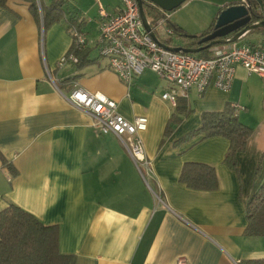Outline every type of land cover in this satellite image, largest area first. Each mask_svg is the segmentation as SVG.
<instances>
[{
	"label": "crops",
	"instance_id": "crops-1",
	"mask_svg": "<svg viewBox=\"0 0 264 264\" xmlns=\"http://www.w3.org/2000/svg\"><path fill=\"white\" fill-rule=\"evenodd\" d=\"M242 1L201 2L209 5L206 16L213 21ZM100 6L114 13L121 3L66 0L62 20L46 29L27 0L0 7V155L14 169L0 158V210L16 204L44 225H57L59 251L74 255L75 264H174L178 258L185 264H238L264 258V236L244 235L247 199L264 178V76L236 66L228 90L210 84L199 95L188 89L177 98L185 108L177 109L160 98L165 81L158 74L145 69L127 82L91 50ZM177 13L168 17L173 24L199 32L196 22ZM73 29L87 37L90 61L58 65L72 47ZM239 43L264 50V29L251 30ZM75 87L107 96L129 120L147 117L139 137L149 170L138 169L116 135H102L87 112L66 101ZM227 104L252 130L235 168L223 159L226 138L189 135L203 112ZM185 162L213 166L217 187L197 190L181 183Z\"/></svg>",
	"mask_w": 264,
	"mask_h": 264
},
{
	"label": "built area",
	"instance_id": "built-area-1",
	"mask_svg": "<svg viewBox=\"0 0 264 264\" xmlns=\"http://www.w3.org/2000/svg\"><path fill=\"white\" fill-rule=\"evenodd\" d=\"M120 3V8L114 13H108L102 6L97 10L100 21L95 48L98 54L107 59L115 74L127 82L145 69L158 74L165 81L160 98L173 106L188 89H195L199 95L210 84L220 90H228L236 66H241L248 74L264 76V50L260 46L238 44L237 40L218 45L208 57L172 51L162 47L145 30L136 0H120ZM155 7L159 16L147 18V22L160 42L171 45L168 41L174 32L167 25L168 11ZM71 38L74 48H84L88 43L87 37L79 30L73 29ZM76 61V55L69 51L57 64ZM64 97L72 106L87 112L93 118V126L102 135H116L138 169L149 170V160L139 137L147 127L146 116L129 120L116 112L113 100L82 88H72ZM184 261L178 258L174 264H185Z\"/></svg>",
	"mask_w": 264,
	"mask_h": 264
},
{
	"label": "trees",
	"instance_id": "trees-1",
	"mask_svg": "<svg viewBox=\"0 0 264 264\" xmlns=\"http://www.w3.org/2000/svg\"><path fill=\"white\" fill-rule=\"evenodd\" d=\"M8 0H0V7L6 5ZM31 14L42 21L44 29L50 24L62 20L63 6L66 0H51L44 5L40 0H27ZM253 22L264 18V0H244ZM156 7L144 2L145 14L153 19L159 16ZM215 18L211 25L197 35L186 33L184 29L167 20V25L172 28L175 35L184 42L185 47L196 48L197 42L203 36L213 31ZM255 29V30H261ZM169 43V41H168ZM213 47V46H211ZM198 52L200 56H211L209 49ZM72 51L77 58L78 66L88 61L86 48H74ZM177 109L185 108L182 100H176ZM236 109L232 105H226L220 111H207L201 114L200 126L189 134L190 136L202 135V139L214 136H222L229 141L228 149L224 155V162L228 167H236V155L244 151L251 128L238 120ZM166 126L164 135L169 133ZM163 135V136H164ZM2 164L14 173L11 164L0 155ZM215 169L205 163L185 162L179 176V181L185 186L197 190H213L217 187ZM246 228L244 235L264 236V178L259 186L248 197L245 205ZM59 229L57 225H44L38 218L16 204L6 205L0 210V264H75L72 254H64L59 251ZM238 264H264V258L242 259Z\"/></svg>",
	"mask_w": 264,
	"mask_h": 264
},
{
	"label": "water",
	"instance_id": "water-1",
	"mask_svg": "<svg viewBox=\"0 0 264 264\" xmlns=\"http://www.w3.org/2000/svg\"><path fill=\"white\" fill-rule=\"evenodd\" d=\"M138 9L142 19L143 26L150 36L162 47L168 48L172 51H180L185 53H198L205 48L211 46L231 43L239 41L241 37L246 35L251 30L264 29V18L262 20L253 22L250 18V12L244 1L238 4H230L223 8L215 18L214 28L209 34L203 36L198 40L196 48L185 47L181 45H168L160 42L154 32L151 30L150 24L147 22V16L143 9L144 2L150 3L153 6L160 7L165 11H172L180 6L186 0H136ZM195 36V35H194Z\"/></svg>",
	"mask_w": 264,
	"mask_h": 264
},
{
	"label": "rangeland",
	"instance_id": "rangeland-1",
	"mask_svg": "<svg viewBox=\"0 0 264 264\" xmlns=\"http://www.w3.org/2000/svg\"><path fill=\"white\" fill-rule=\"evenodd\" d=\"M105 1H108V0H103V2H105ZM201 1H203V0H186L180 6L176 7V9L169 11L168 15H169V17L173 16L174 12L177 11L178 13L175 16H177V15L181 16L183 18V20L188 21L190 23L196 22V26H197L196 29L199 32H196V33L188 32V34L197 35L201 31L206 30L212 23V19L207 18V16H206V14H208V11H209L207 6H209V5H207ZM210 1H212L213 5L217 4L220 6V5H223V3L225 4L226 1H231V0H210ZM199 2H201V3H199ZM151 16H149V17L152 19ZM168 21H171V23H173L171 18H168ZM186 33H187V31H186ZM162 37H164V36H162ZM169 43L180 44V43H182V41H181V38L179 36L174 34L171 37V40H169ZM91 50H94V52L98 54L97 48L94 47ZM195 54L199 55L198 53H195Z\"/></svg>",
	"mask_w": 264,
	"mask_h": 264
}]
</instances>
